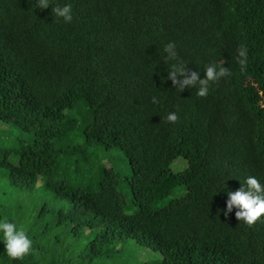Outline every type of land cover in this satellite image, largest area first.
Here are the masks:
<instances>
[{
	"label": "trees",
	"instance_id": "obj_1",
	"mask_svg": "<svg viewBox=\"0 0 264 264\" xmlns=\"http://www.w3.org/2000/svg\"><path fill=\"white\" fill-rule=\"evenodd\" d=\"M49 4L0 0V221L33 241L12 260L0 232V264H116L127 238L161 254L135 264H264V223L249 228L235 208L225 215L227 193L248 176L264 185V0ZM66 4L70 23L52 12ZM169 42L201 79L213 62L232 75L207 97L180 91L167 79ZM81 100L91 112L79 128L85 144L63 143L76 129L65 111ZM171 112L176 123L164 119ZM93 144L124 150L133 212L120 173L82 170ZM178 157L188 166L176 172ZM179 186L182 196L154 207Z\"/></svg>",
	"mask_w": 264,
	"mask_h": 264
},
{
	"label": "clouds",
	"instance_id": "obj_2",
	"mask_svg": "<svg viewBox=\"0 0 264 264\" xmlns=\"http://www.w3.org/2000/svg\"><path fill=\"white\" fill-rule=\"evenodd\" d=\"M49 5V0H37V7L41 9H46ZM52 12L55 17L62 18L65 23H70L73 20L70 4L52 7ZM164 52L167 53L165 62L176 61L171 64L167 79H170L173 86L180 91L186 87H195L198 97H207L211 83H217L221 78L232 75L230 68L224 67L225 61L213 62L205 66L206 75L201 79L198 71L190 72L186 64L179 58L174 42L167 43L164 46ZM247 58V48L240 45L236 49V61L241 72L246 71ZM152 102L160 103L156 96L152 97ZM164 119L167 122L176 123L179 117L177 113L171 112ZM227 196L225 215L231 213L235 208L236 218L249 228H254L257 223H264V185L255 176H248L240 189L229 191ZM0 232L3 233L6 253L12 260H23L33 252V241L23 228L18 229L14 223L0 221Z\"/></svg>",
	"mask_w": 264,
	"mask_h": 264
},
{
	"label": "rangeland",
	"instance_id": "obj_3",
	"mask_svg": "<svg viewBox=\"0 0 264 264\" xmlns=\"http://www.w3.org/2000/svg\"><path fill=\"white\" fill-rule=\"evenodd\" d=\"M65 113L68 115L69 119L74 120V124L76 123V126L71 133H66L63 135V143L67 142L71 145L74 144H85V138L82 131H79V128L84 127V119H91V112L88 105L85 104V101L81 100L78 102V108L77 109H67ZM88 148V149H87ZM86 150L88 152L87 157L88 160H85V163L82 164V170H92L93 175L95 177L100 176V168L102 166H106L108 168H113L116 172L120 173L121 175V181L119 185V190L124 194V196L127 199L128 202V208L127 212L131 213L134 211L135 206H132V192L130 189V184L128 181V178L132 175V171L129 165L128 157L126 156L124 150L120 147H112V148H105L102 145L93 144L88 147H86ZM182 165V166H181ZM178 166H181L179 168ZM188 166V161L183 157H178L173 163L172 168L174 171H180L184 170ZM75 168V166H73ZM2 172V170H1ZM98 186L96 185L94 190H97ZM186 192L185 186H179L177 190H175L173 193L169 194L163 199H158L154 203L155 208H161L163 206H166L171 199L178 198L182 196ZM128 243L129 248L125 249V256L123 258L119 257V252H115V258L117 256V260H115L116 264H131L133 262L134 264L139 260L147 261L150 263L156 262L159 258H161V254L156 253L155 251H152L150 248L141 246L137 244L133 239L127 238L123 242ZM121 246H113L110 245V247L107 248V251H113ZM123 248V247H122ZM128 257V260H127ZM111 258V259H113ZM119 259V260H118Z\"/></svg>",
	"mask_w": 264,
	"mask_h": 264
}]
</instances>
